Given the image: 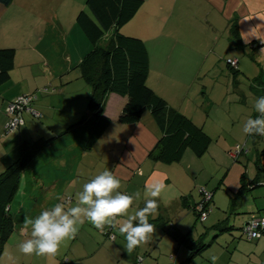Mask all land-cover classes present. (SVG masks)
Segmentation results:
<instances>
[{"label": "crops", "instance_id": "1", "mask_svg": "<svg viewBox=\"0 0 264 264\" xmlns=\"http://www.w3.org/2000/svg\"><path fill=\"white\" fill-rule=\"evenodd\" d=\"M64 2L65 0H13L8 6L0 4V29H4L7 35L10 34L11 41L24 40L23 55L26 58H35L28 62L24 61L22 56H18L16 52L18 48L15 47L14 67L10 71V77L0 84V172L16 159L22 142H31L39 137L56 134L86 112L90 90L86 83L85 87H81L82 78L78 63L90 50L91 44L85 35L82 36L75 28L76 22L69 29L65 22L58 19L57 9ZM74 2L69 10L75 17L82 7L77 0ZM80 2L86 4V0ZM24 16L40 20V17L45 18L44 27L40 29L41 34L38 27L35 33L26 32V27L21 22ZM48 18L55 20L56 33L64 36V46L61 50L65 62L60 66L50 59L53 49L46 40L48 29L45 26ZM200 23L206 26L204 30ZM233 24L239 38L232 33ZM120 31L144 41L149 55L148 86L170 107L201 126L210 137V143L200 156L186 148L178 161L169 163L154 159L150 152L161 132L152 115L147 117L143 113L138 122L119 123L117 117L126 98L111 93L104 110L105 115L110 118V124L91 150L83 151L76 142L67 139L57 153L47 151L38 155L23 172L16 195L10 203V213L17 220L14 232L21 236L26 216L34 219L41 211L51 208L55 203L74 206L76 194L82 191L84 181L88 180L80 168L85 162L101 164L102 169L96 174L109 170L119 178L121 181L119 192L133 196L137 192L141 194L138 199H134L128 215H134L137 210L143 208L146 186L162 182L166 187L157 200L159 204L157 214L148 217L149 222L155 226V231L146 244L128 255L124 250L126 241L119 235L117 229L106 226L103 233L95 229L90 234L89 232L84 234L87 231L82 233L83 229L93 228L91 224L85 222L80 226L74 239L61 245L55 257L45 258V264H54L52 260L62 256L68 257L69 262L60 264H134L138 256L142 258L143 264H169L165 258L160 256L155 258L156 254L147 255L148 250H145L150 249L160 238L168 242L167 244L171 243L169 251L173 253L170 254V258L174 260L171 264L185 262L189 254L188 245L185 243L181 245L179 239L187 234L186 230L193 220L186 212L190 210L197 217L199 203L205 194H210V197L212 196L210 204L220 206L218 209L223 212L210 209L206 221L211 222V226L214 225L211 221L212 214L218 219L217 217L224 215L221 213H225V217L229 219L230 196L238 190L241 184L240 177L244 172H241L236 185L232 184L227 188L225 176L219 178L217 188L224 187L228 189L226 194H229L228 202L223 209L221 208L223 196L219 201L215 190L209 193L202 184L198 186L196 176L191 172L188 163L194 156L202 159L208 153L223 168V165L228 166V163L222 156L228 158V153L231 154L237 144H244L247 150L239 154L240 158L246 160L247 164L253 161L254 169L252 172H244L246 182L250 184L249 189L237 199L234 210L238 208L233 213L235 215L231 217V221L234 226L235 223L241 226L250 214L264 217V138L255 142L253 136L243 132L246 120L259 115L254 109L256 99L264 96V0H144L140 9L120 28ZM219 32H222L221 37L227 33L226 41L221 37L215 39ZM200 48L202 53L199 51ZM216 48L223 52L227 48L228 51L223 54ZM194 52L200 54L195 55ZM224 55L228 56L225 61L228 70L225 71L227 74L225 77L228 85L229 80H232L233 92L239 96L240 104V109L235 112L232 121L237 125L234 124L226 135V139L229 140L228 146L219 144L218 138L224 130L210 118L214 104L211 99L212 93L220 89L218 85L221 75H224L222 72ZM228 59L236 61L234 74L229 67ZM214 65H217L220 73L216 71L215 74L214 70H217V67ZM71 69L76 71L69 74ZM209 73H212L211 78ZM194 78L202 83H195ZM46 83L55 87L49 92ZM66 83L69 85H65ZM179 84L185 86L184 91L188 87V93L195 85L196 93L191 92L194 97L190 98L193 101L192 105L185 107L184 101L188 93L185 95L174 93L173 88L176 90ZM28 93L34 96L30 107L37 115L33 116L28 110H24L18 128L7 132L8 102ZM236 126L237 132L234 133ZM214 142H217L216 146H213ZM186 154L189 160L185 161ZM257 164L261 169L258 170ZM36 187L39 190L35 192ZM198 193L201 197H198ZM172 213L177 217L175 224H171L172 218L168 215L173 216ZM185 219L187 224L184 226L182 223ZM156 228H161L165 234L160 235L161 231ZM239 234L229 239L227 248L225 246L222 249L221 243L217 246L218 253L214 256L218 259L215 264H264V237L248 240L241 236L250 242L242 243ZM23 240L16 239L15 243ZM214 244L218 243L213 240L210 245ZM185 253L187 256L184 258ZM200 256L203 257L200 261L197 256L191 264H213L212 256H207L206 252H202Z\"/></svg>", "mask_w": 264, "mask_h": 264}, {"label": "trees", "instance_id": "2", "mask_svg": "<svg viewBox=\"0 0 264 264\" xmlns=\"http://www.w3.org/2000/svg\"><path fill=\"white\" fill-rule=\"evenodd\" d=\"M12 1L0 0V4L8 6ZM143 3L144 0H86L89 13L85 10L78 13L76 23L91 44L90 50L78 63L81 78L91 89L86 112L80 119L78 118L79 120L69 123L56 134L39 137L31 142H22L16 159L0 172V255L4 243L17 228V220L10 213V203L16 195L23 172L38 155L47 151L57 153L67 139L76 142L83 151L91 150L110 124V118L105 115L104 110L111 93L126 98L117 117V121L121 124L138 122L145 110H149L161 132L156 145L150 152V156L154 159L170 163L178 161L186 148L197 156L207 150L210 137L203 128L196 125L185 114L170 107L148 86L149 55L144 41L120 31V28L133 18ZM232 33L239 38L234 24ZM107 34L109 36L104 39ZM14 57L15 48H0V84L9 79L10 71L14 67ZM229 67L234 74L236 68L230 64ZM252 136L255 142L264 138L261 135ZM236 146L241 148L240 155L247 150L244 144ZM240 155L233 159L237 161ZM257 167L258 170L261 169L259 164ZM240 180L238 190L230 196V213H234L237 199L249 189L250 184H247L244 172ZM210 202H212V196L203 205L208 213L211 209ZM198 215L199 212L197 220H199ZM254 216L260 215L250 214L247 220L238 226L242 231L239 234L240 237L244 236L247 239L243 233V226ZM163 223L162 221L161 224ZM235 228L233 224H227V218L211 226V229L222 231H231ZM212 241L193 239L192 230L184 234L179 242L181 245L187 244L191 254H188L186 261L180 264L193 263Z\"/></svg>", "mask_w": 264, "mask_h": 264}, {"label": "rangeland", "instance_id": "3", "mask_svg": "<svg viewBox=\"0 0 264 264\" xmlns=\"http://www.w3.org/2000/svg\"><path fill=\"white\" fill-rule=\"evenodd\" d=\"M50 1H52V0H50ZM74 1L75 0H65L64 4L61 7L57 6L58 9H57L56 13H57V16L59 17L58 19L63 21V22H65V26L67 28H69V29L72 28L71 25H75L76 24L75 22H76L77 15H78V13L81 10H85L86 12L89 13L88 7L86 6V4H84L85 2H80L81 0H77L79 2V6L82 7V9L74 17L72 15V13H70V10H69L70 7H72L75 4ZM183 1H185V0H183ZM40 18H41V20L38 19V18H32L31 19V18H29L27 16H24L22 18L21 22L26 27V32L29 31L31 33H35L37 31L36 27H38V29H39L38 32H39V34H41L40 29H42L44 27L45 18L44 17L43 18L40 17ZM54 22H55V20H51L49 18H48V20L46 22V26L45 27L48 29L46 40L49 43V46L52 47V49H53V50H51L50 59L54 63H56L57 66H60V65H62L65 62L63 54H62L63 50H61L62 49L61 47L64 46V40H63L64 36H61V35L56 33V29L57 28H56ZM200 25H201L203 30H204V28H206L204 23H200ZM219 25L221 26L222 24L219 23ZM75 28L83 36V33L81 32V29H79V27L77 25L75 26ZM221 33L222 32L217 33L215 35L216 36L215 39L216 38L219 39V37H221L220 36ZM108 36H109V34H107L106 37H104V39H106ZM10 38H11L10 34L7 35V33H6V31L4 29H0V48H6V47L15 48L16 47V48H18V49L15 48L16 52L18 53V56H20V57L22 56L24 61L26 60L28 62V61H31V60L35 59L34 57L33 58L32 57L31 58H26V56L23 55L24 54V47H25L24 40H12L11 41ZM17 38H20V37H17ZM221 38H222L223 41H226L227 40V33H225V35H223ZM212 39H214V37ZM57 40H58V43L56 44ZM9 44H11V45L9 46ZM208 48H210V46ZM216 50L218 52H220V53H223V54H225V52L228 51L227 48L224 49V52L219 50L218 48H216ZM199 51L201 52L202 49L200 48ZM200 52H197V53L194 52V54L197 55V54H200ZM227 58H228V56H225V55H224V57L222 56V59H223L222 61H223V66H224L223 67L224 71H222V72H224L223 73L224 75H221L220 84L218 85V87L220 89L219 90H215V92L212 93L211 99L214 102V104H213V107L211 108V111H210V118L213 121H215V124L217 123L224 130L221 133L220 137L218 138L219 144H225L226 146H228V144H229V140L226 139V135L228 134V131L231 130V128L233 127L234 124L237 125V123H232L233 116H234L235 112L237 113L238 109H240V104H239V100H238L239 96L235 92H233V82H232V80L231 81L229 80V85H228V80L226 79L227 74L225 73V71L228 72V70H227L225 61L227 60ZM210 59L212 60V57H210ZM228 60H231V59H228ZM214 66L217 67V65H214ZM219 70L220 69L217 67V70L216 69L214 70L215 74H216V71H219ZM70 71L71 72L69 74H73L76 71V69H71ZM219 73H220V71H219ZM211 76H212V73L209 75V77L211 78ZM80 81H82L81 82L82 83L81 87H85V82L83 81V79L80 80ZM194 82L198 83V84L202 83L197 78H194ZM71 83H73V82H70V84ZM65 85H69V83H66ZM227 85H228V88H227ZM54 87L55 86L48 85L49 92ZM88 88L91 91L90 86H88ZM194 88H195V85H193V87L191 88L190 92L188 93L187 92L188 91L187 90L188 87L186 88V91H184L185 90V86H182V85L180 86V84H179V87L177 86L176 90L173 88V91H175L174 92L175 94L177 92L183 93L184 95L188 93V95H187L188 97L184 101L185 107H188L189 105H192V102H193L190 99V98L194 97L193 95H191V92H192V94L196 93L194 91ZM225 92H227V94H225ZM89 94H90V92H89ZM176 95H180V94H176ZM33 100H34V98H33ZM178 100H180V98ZM86 105H87V103H86ZM144 115H146L148 117V115H150L149 110L146 109L145 112H144ZM201 115L203 116V114H201ZM81 116L82 115L77 117L75 119V121L79 120ZM75 121L73 120L72 122H75ZM236 128H237V126L233 130L234 133L237 132ZM241 143H243V142H241ZM216 145H217V142H214L213 146H216ZM248 147H250V144H249ZM228 154H229L228 158H226V156H224V155L222 156V159L225 160V162L228 163V166H226V165L224 166L223 165V168L220 166V163H218V161L213 159V157L210 154H208V153L205 156H203L202 159L197 158L196 156H194L193 160L189 161L190 163L187 162L190 165V167H191V172L194 174V176H196V179H197L196 181H197V185L198 186H200V184H202L203 185L202 187H204L207 190V192H209V193L212 192V190H215V192H217L216 196H217V199H219V201L222 200V196H223V202H221V203H223V207H221L223 209H225L226 204L228 202V196H227L228 193L226 194V192L228 190V189H226L227 186L229 187L232 184L236 185L237 184V179L239 178V176H240L242 171H244V172H247V171L252 172V169H254L253 161L251 163H249V164H247L246 160H242V158H239L237 161H235L232 158L231 154L230 153H228ZM187 155L188 154H186V156H184V160L185 161L187 159L189 160ZM80 168H82V173H84L88 177V180H90L95 175H97L96 173H98L102 169V166L98 162H95V163H87V162H85L84 166L81 165ZM222 176H225L227 185H226V188H224V187L221 188L220 187L221 189H219V188H217V185H218V182H219V178H221ZM88 180H85L84 183L89 182ZM199 188H201V187H199ZM199 188L197 189V191L199 190ZM38 190H39L38 187H36V190L34 189L35 192L38 191ZM197 195H198V197H201L200 193H198ZM210 206H211V210L223 212L222 210L218 209L220 207L218 205H215V204L211 203ZM237 208L233 212H235L237 210ZM186 214H188L189 217H193V220L191 221L189 227L188 228L185 227V228H187V230H186L187 233L189 232V230L192 229V231H193V236H192L193 239L198 240V239L201 238L203 241L205 240L206 242H210V241L214 240L216 243H218V244H214L213 246H211V245L208 246L203 251V252H206L207 256L216 255L218 253V247L217 246L220 243L222 244L221 245L222 249H224L225 246L227 248L229 246L228 243L230 242L229 239H232L233 235L236 236V234L242 233V231L238 227L240 225H237L236 223H235V227L236 228L234 230H231V231H228V230H223L222 231L221 229L215 230V229H211V224H212L211 222H208L206 220L204 222H201V221L197 220L196 215L192 211L189 210L188 212H186ZM221 214H224V215H220L219 217H217L218 219L222 220L223 218H227V217H225V213H221ZM168 215H169V217L172 218V220L170 221L171 224L177 223V221L175 222V218H177V217L174 216L173 213H172L173 216H171L170 214H168ZM234 215L235 214H233V213L229 214L230 221L227 218V224L228 225L233 224L232 221H231V217H233ZM218 219H215V214H212L211 221L214 222L213 224H215L218 221ZM182 224L184 226L187 224L186 219H185V221ZM158 229L156 228V230L161 231L160 235L165 234V233L162 232L161 228H158ZM88 230H89V227L83 229L81 232L84 233V232L87 231L84 234H88V232L90 234L92 231H95V228H90V230L89 231ZM29 232H30V230H29ZM20 233H22V232H20ZM215 234H216V236H214ZM160 235L158 236V238H160ZM27 238H28V235L25 234L24 232L21 234V236H19L18 232H14L13 234H11L10 237L8 238L9 240H7L4 243V246H3V249H2V252H1V255H0V264H12V261H9V259H8L9 255H11L14 258V264H29V263L30 264H45L46 263L45 262V257H38L36 255L25 256V255L21 254L18 251V248H17L18 244L15 243L16 239H27ZM158 240L161 241L162 239L161 238L157 239L154 242V244H152V247L150 249H145V250H148L147 251V255L148 254H151V255L152 254H156L155 258L160 256L163 259L165 258L166 262L171 264L172 262H174V260L172 258H170V254L173 253V251H172V253H171V251H169L171 243L167 244L168 242H166L165 240H162L161 242L158 241ZM241 241H242V243H245V242L250 243L249 241L245 240L242 237H241ZM175 247H177V246H175ZM183 250L186 251L185 248H183ZM186 253H185V255L183 254L184 258L187 256ZM202 258L203 257L199 255L198 256V261H200ZM52 261L55 262L54 264H60V262H63V263H66V262L68 263L69 262L68 261V257H66V256L59 257L58 259H54Z\"/></svg>", "mask_w": 264, "mask_h": 264}, {"label": "clouds", "instance_id": "4", "mask_svg": "<svg viewBox=\"0 0 264 264\" xmlns=\"http://www.w3.org/2000/svg\"><path fill=\"white\" fill-rule=\"evenodd\" d=\"M254 109L259 115L246 120L243 132L248 136H264V96L256 99ZM120 187V179L111 171L104 170L83 184L82 191L76 194L74 206L55 203L34 219L26 216L22 231L28 238L18 243V251L25 256L55 257L61 245L74 239L80 226L87 222L100 232L106 226L117 229L126 241L124 250L131 255L138 247L146 244L154 233L155 226L149 222L148 217L157 214V200L166 186L162 182L146 186L144 207L134 215H128V212L134 199H138L141 194L137 192L133 196L121 193L118 191ZM122 217L126 218L118 219ZM8 259L14 264L11 255ZM217 259V256L211 257L213 264Z\"/></svg>", "mask_w": 264, "mask_h": 264}, {"label": "built area", "instance_id": "5", "mask_svg": "<svg viewBox=\"0 0 264 264\" xmlns=\"http://www.w3.org/2000/svg\"><path fill=\"white\" fill-rule=\"evenodd\" d=\"M232 67H236L235 60H228L227 61ZM33 94H22L18 96L16 99L8 102L6 107V113L9 115V120L6 124V131H13L14 129L18 128L21 122V113L24 110H28L33 116L37 115V112L30 107L31 102L33 101ZM240 147L236 146V149L231 152L232 157H236L240 153ZM210 198L209 195H204L203 202H200L198 205V219L199 221L203 222L206 220L208 212L204 209V204ZM208 203V202H207ZM206 203V204H207ZM243 233L247 237V239H257L260 236H264V217L254 216L252 217L244 226H243ZM106 235L111 236L109 233ZM134 264H142V258L137 257Z\"/></svg>", "mask_w": 264, "mask_h": 264}]
</instances>
